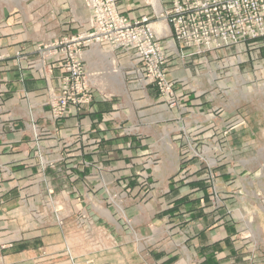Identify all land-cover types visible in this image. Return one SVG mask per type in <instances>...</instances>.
I'll use <instances>...</instances> for the list:
<instances>
[{
	"label": "crops",
	"instance_id": "obj_1",
	"mask_svg": "<svg viewBox=\"0 0 264 264\" xmlns=\"http://www.w3.org/2000/svg\"><path fill=\"white\" fill-rule=\"evenodd\" d=\"M116 2L130 19L152 15L145 0ZM88 18L83 0H33L0 17V264H264L251 238L264 235L258 180L232 174L252 133L221 129L232 103L247 102L246 85L243 97L225 91L241 85L230 50L167 51L165 98L132 74L128 55L88 45L92 101L52 121L48 88L58 94L61 71L39 79L16 53L29 60L37 44L85 32ZM80 211L99 222L92 240L74 226Z\"/></svg>",
	"mask_w": 264,
	"mask_h": 264
},
{
	"label": "built area",
	"instance_id": "obj_2",
	"mask_svg": "<svg viewBox=\"0 0 264 264\" xmlns=\"http://www.w3.org/2000/svg\"><path fill=\"white\" fill-rule=\"evenodd\" d=\"M145 2L160 21L158 31L152 15L130 19L120 12L116 0H84L89 13L85 32L37 44L35 56L29 60L16 53L39 79H49L54 69L61 71L58 94L48 88L52 121L64 117L69 108L80 109L92 101L82 64L83 48L88 45L128 55L130 70L144 87L151 85L162 97L172 98L174 83L165 77L167 51L178 54L188 49L200 55L228 48L242 53L264 38V0H166L164 8L156 0ZM162 39L166 40L165 48ZM242 62L241 55H237L233 70H239ZM79 217L78 229L84 238H91L95 226H80L85 222V213Z\"/></svg>",
	"mask_w": 264,
	"mask_h": 264
},
{
	"label": "rangeland",
	"instance_id": "obj_3",
	"mask_svg": "<svg viewBox=\"0 0 264 264\" xmlns=\"http://www.w3.org/2000/svg\"><path fill=\"white\" fill-rule=\"evenodd\" d=\"M30 1L33 0H0V17L4 14L7 9H9L10 12H13L14 9H17L18 5H28ZM229 50V54L225 57V64L230 70H232V77L234 74L238 84L241 85H232L225 91L228 92V95L238 96L237 98L243 97L241 90L242 86L246 85V88L248 89L246 91L247 102L243 103V101H241L239 103H232L235 113L233 117L225 121L221 129L223 128L224 132H229L230 130L235 129H243L251 131L252 133L250 139L252 144V152L249 154L241 153L238 155L240 156V159L243 157V155L247 157L246 166H244V168H234L232 172L235 173H231L238 177L245 175L253 178L255 177V179L258 180V183L255 184V188L261 195V199L264 200V41L252 44L242 53L234 51L231 52L232 50ZM237 55H241V58L243 59V62L238 64L239 70L242 65L245 64L247 66L245 73H242L239 70H233V68L237 66ZM214 91L215 89H211L208 93L210 94ZM213 96H215V94H213ZM194 156L205 157V153L203 155V153L201 152H195ZM204 160L206 161V158H204ZM207 177L209 180H212L213 177H215L213 169L208 168ZM46 204V207H44L43 205L45 209L44 211L49 210ZM115 204H118L117 207L118 211L120 212L121 210L119 207H121V203L115 202ZM44 211L43 220L48 217L45 216V214L49 215V211L47 213H44ZM83 212L85 213L86 219L85 222H83L82 224L80 223V226H89V224L91 225L92 223L95 227L98 228L99 222L97 224V221L94 220L93 216L85 211H80L75 215L74 226L78 228L79 219H81L79 216ZM50 213L52 214L54 221L57 222L56 224L64 223L65 218L63 215H60L59 213L58 217L57 211L55 210L50 211ZM37 219L40 220L42 219V217L34 218L31 216L32 221H35ZM78 230L81 233H79L80 236L84 238V234L81 232L80 229ZM95 235H98V233L94 234L92 232L90 236L91 238H85L86 241L89 239H94ZM251 238L256 239V241H258L260 246L259 250L261 252V257L264 258V244H262L264 243V235L260 240V238L257 237V234L251 232Z\"/></svg>",
	"mask_w": 264,
	"mask_h": 264
},
{
	"label": "bare ground",
	"instance_id": "obj_4",
	"mask_svg": "<svg viewBox=\"0 0 264 264\" xmlns=\"http://www.w3.org/2000/svg\"><path fill=\"white\" fill-rule=\"evenodd\" d=\"M158 27V26H157ZM156 29V28H155ZM120 76V75H119Z\"/></svg>",
	"mask_w": 264,
	"mask_h": 264
}]
</instances>
